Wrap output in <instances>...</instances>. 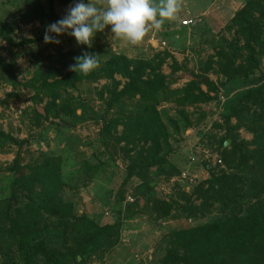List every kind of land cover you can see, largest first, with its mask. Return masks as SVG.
Segmentation results:
<instances>
[{"label": "rangeland", "instance_id": "rangeland-1", "mask_svg": "<svg viewBox=\"0 0 264 264\" xmlns=\"http://www.w3.org/2000/svg\"><path fill=\"white\" fill-rule=\"evenodd\" d=\"M247 1L250 0H179L180 11L176 18L165 20L159 30L150 29L137 44L115 37L108 26L97 45L87 47V52L98 55L100 62L114 54H123L129 59L163 57L158 64L160 63L159 70L168 84L163 95L167 99L159 104L158 109L170 133L165 149L170 151L167 163L156 168L141 169L142 176L136 170V174L124 184L130 163L122 150L124 142L115 143L113 139L106 141L100 135V130L111 119L121 120L132 114L136 110V100L120 99L109 112L104 111L105 101L109 96L104 87L114 89L115 84L105 78L83 81L76 90H69L68 93L75 116L60 114L58 117H51L49 121L40 119L41 122H36L34 109L37 107L32 100L33 92L26 87L28 81L37 71H47L52 66L65 71V52L83 50L84 45H78L75 38L68 35L59 37V45L45 43V32L37 21L30 24L19 23L14 30L17 40L32 39V43L12 47L0 39V65L3 62L10 63L18 82L14 87L0 76V100L12 91L16 94L0 105V131L23 141V144L5 143L0 146V264H22L16 255L15 240L6 231L8 223L4 213L19 217L20 214L29 215L35 209L29 210L27 201L21 197L14 203L9 200L12 174L3 168L12 162L19 149L22 164L39 159L42 153L62 155L65 161L63 180L66 183L62 198L71 205V211L96 216L101 219V223L119 222V240L116 246L109 254L91 256L86 264H161L168 247L169 233L225 216L226 211L219 207V202L207 201L197 191L199 186L206 185L210 167L215 170L225 169L223 162L222 165L214 164L211 158L206 160L204 155L209 153L220 157L215 144L207 137L225 135L223 115L227 113V99L248 88L264 86V52L260 56L258 69L246 77L240 73L239 78L230 81H226L215 57L220 50H227L225 41H231L236 35L232 19ZM256 1L264 3V0ZM73 3L56 5L55 10L60 19ZM24 5L25 0H0V21L16 22ZM185 20H191V23L183 25ZM239 45H242L241 41ZM239 62L243 64V61L238 60L237 63ZM191 73L208 78L216 91L200 82V88L207 92L211 100L181 107L171 91L179 92L184 89L191 79ZM114 78L120 82L117 89H121L125 80L118 74ZM100 92L103 94L102 99ZM44 104L45 100L38 106ZM253 109L256 106L251 105V110ZM181 111L187 114L191 126L187 125ZM262 122L264 126V120ZM237 123L236 118H231L232 126ZM121 130L122 126L118 125L117 133ZM232 134L235 135L236 142L249 143L254 137L243 123H238L237 130ZM249 148L253 146L250 145ZM148 156V153L145 154V161ZM85 160L97 166L96 170L81 167ZM184 170L197 176L194 185L179 180V175ZM147 180H151V188L145 183ZM128 196L133 201L127 200ZM261 196L264 198V193ZM162 199L174 201L175 205L169 216L158 218L152 205L154 200ZM254 201L255 199L247 198L235 200V203H239L241 211H246ZM230 206L232 204L224 209ZM45 217L47 222L55 223V217ZM60 229V226H50L42 231L49 246L62 247L65 243L66 238Z\"/></svg>", "mask_w": 264, "mask_h": 264}, {"label": "trees", "instance_id": "trees-1", "mask_svg": "<svg viewBox=\"0 0 264 264\" xmlns=\"http://www.w3.org/2000/svg\"><path fill=\"white\" fill-rule=\"evenodd\" d=\"M73 2L74 0H25L16 22L0 21V39L12 47L34 42L32 39L15 38L14 30L19 23L30 24L37 21L45 32L47 25L60 19L55 10L56 5H69ZM92 2L100 7L105 4V0ZM232 22L236 26V35L231 41H225L227 50L222 49L215 55L226 81L239 78L240 73L246 77L260 67V56L264 52V3L247 1L235 13ZM102 37L103 32L97 33L93 44L97 45ZM240 41L242 45H239ZM85 52L86 45L83 50L65 52V71L52 66L47 71H37L28 81L26 87L33 92V103L41 110L34 109L36 122H41L40 119L49 121L51 117H58L60 114L75 116L68 100L69 90H76L83 81L105 78L115 86L114 89L104 87L109 92L104 111L114 108L120 99L136 100V110L132 114L121 120L111 119L100 130L104 140L124 142L122 150L130 163L123 184L136 174V170L141 175V169L156 168L167 163L170 151L165 149L170 133L158 109L159 104L167 99L163 95L168 84L159 70L160 63L158 64L163 57L129 59L123 54H114L100 62L99 67L87 75L70 71V66L76 62L75 58ZM238 60L243 61V64L237 63ZM0 66L1 78L16 87L18 82L13 66L4 62ZM115 74L125 80L119 90L117 86L120 82L115 80ZM190 76L184 89L179 92L171 91L181 107L211 100L207 92L200 88V82L216 91L212 82L203 75L191 73ZM102 95L100 92V99L103 98ZM15 96L13 91L8 93L0 100V105ZM44 100V106L39 107V103ZM251 105L256 106V109L251 110ZM225 108V135L207 137L220 152L225 169L215 170L210 167L206 185L199 186L197 191L205 200L219 202V207L226 211L225 216L169 233L168 247L161 264H264V198L261 196L264 193V86L259 85L237 93L233 98L227 99ZM181 112L187 125L191 126L187 114ZM231 118H236L239 124H245L253 133L254 137L249 143L236 142L232 133L237 130L238 123L232 126ZM118 125L122 126L119 134ZM227 140H231L229 146L225 145ZM5 143L16 145L23 144V141L0 131V146ZM250 145L253 148H249ZM147 153L149 156L145 161ZM21 160L19 149L12 162L3 168L12 174L9 200L14 203L21 197L27 201L29 210L35 208L31 214H20L19 217L4 213L8 223L6 231L15 240L16 255L21 263L86 264L95 254H109L119 240V222L101 223V219L96 216L71 211V205L62 198V191L66 187L63 180L64 157L42 153L39 159L29 164H22ZM81 167L96 170L97 166L85 160ZM150 182L151 180L145 182L148 188H151ZM247 198L255 201L248 210L241 211V206L235 200ZM153 202L152 208L158 218L169 216L175 205L174 201L164 199ZM229 204L232 206L225 210ZM45 215L47 218L55 217V223L47 222ZM50 226H60L62 235L66 238L62 247L49 246L42 236V231Z\"/></svg>", "mask_w": 264, "mask_h": 264}, {"label": "clouds", "instance_id": "clouds-1", "mask_svg": "<svg viewBox=\"0 0 264 264\" xmlns=\"http://www.w3.org/2000/svg\"><path fill=\"white\" fill-rule=\"evenodd\" d=\"M179 11V0H106L103 7L92 0H74L61 19L46 26L44 42L59 45V37L68 35L91 48L97 33L110 26L115 37L137 44L150 29L159 30L165 20L175 19ZM98 57L85 52L75 58L70 71L87 75L99 67Z\"/></svg>", "mask_w": 264, "mask_h": 264}, {"label": "built area", "instance_id": "built-area-1", "mask_svg": "<svg viewBox=\"0 0 264 264\" xmlns=\"http://www.w3.org/2000/svg\"><path fill=\"white\" fill-rule=\"evenodd\" d=\"M182 23H183V25H188L191 23V20H185ZM204 157L206 160H209V158H211L212 162H214V164L222 165V160L217 154L211 155L209 153H206L204 155ZM179 180L184 182L185 184L194 185L196 183L197 176L190 173L187 170H184V171H181V173L179 175ZM127 200L133 201V199L130 196L127 197Z\"/></svg>", "mask_w": 264, "mask_h": 264}, {"label": "crops", "instance_id": "crops-1", "mask_svg": "<svg viewBox=\"0 0 264 264\" xmlns=\"http://www.w3.org/2000/svg\"><path fill=\"white\" fill-rule=\"evenodd\" d=\"M229 143H230V140H227V141L225 142V145L228 146Z\"/></svg>", "mask_w": 264, "mask_h": 264}]
</instances>
